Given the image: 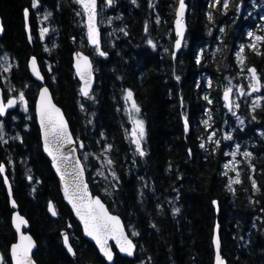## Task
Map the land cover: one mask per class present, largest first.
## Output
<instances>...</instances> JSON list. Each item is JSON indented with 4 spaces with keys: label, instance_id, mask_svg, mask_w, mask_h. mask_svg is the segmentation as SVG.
I'll use <instances>...</instances> for the list:
<instances>
[{
    "label": "trees",
    "instance_id": "1",
    "mask_svg": "<svg viewBox=\"0 0 264 264\" xmlns=\"http://www.w3.org/2000/svg\"><path fill=\"white\" fill-rule=\"evenodd\" d=\"M227 2L225 9L224 0L215 5L214 0H187V34L173 58L179 0H114L112 6L99 0V20H109L108 29L113 28L107 38L100 24L105 56L89 46L84 13L75 0H0L5 27L0 54L12 59L7 80L14 92L6 91L1 77L0 84L5 98L24 92L30 104L28 112L0 118V166H6L14 198L31 224L38 264L107 263L83 238L43 153L33 107L41 84L27 69L32 56L81 141V158L85 153L97 158L86 170L91 191L123 219L137 244L133 259L116 254L114 264H214L217 222L228 264H264V100L256 106L239 101L235 117L223 99L231 85L249 88V68L263 85L264 39L255 38H264V0ZM25 11L30 12L31 43ZM75 49L94 63L96 84L88 102L73 68ZM128 91L140 110L137 117L128 110ZM139 119L142 137L135 130ZM134 131L144 155L134 144ZM234 148L240 183L230 190ZM95 169L101 174L95 176ZM51 202L56 216L49 212ZM11 215L0 173V264H12ZM69 227L74 258L61 238Z\"/></svg>",
    "mask_w": 264,
    "mask_h": 264
},
{
    "label": "water",
    "instance_id": "2",
    "mask_svg": "<svg viewBox=\"0 0 264 264\" xmlns=\"http://www.w3.org/2000/svg\"><path fill=\"white\" fill-rule=\"evenodd\" d=\"M75 1L77 2V0H75ZM106 3L108 5L112 6L114 4V0H111V3H109L108 0H106ZM77 4L79 5V7L82 9V11L84 13V24L86 27V35H87L88 44L92 48H97L88 39V23H89L88 14L84 11V8L80 3L77 2ZM179 11H180V0H179L177 9H176L175 20H174V34L176 36V41L174 43V48H173V51H174L173 58H176L177 54L181 51V49L184 45L186 34H187V14L189 11L187 0H184V10H183V16L182 17L178 16ZM24 19H25V30H26V33L28 35L29 42L31 43L32 42V35H31V28H30V24H29V20H30V12L29 11H27V16L24 14ZM178 19H181V29L180 30L182 32V35H180V36L177 35V32H178L177 20ZM94 24H95L96 31L99 34V51H98V54L100 51H102L104 53V51L102 49V31H101L100 25H99V0H96ZM4 33H5V27H4V23H3V18H2L1 13H0V37H2L4 35ZM177 40H180L179 49L176 48ZM72 42L74 43V40ZM99 56H101V55L99 54ZM103 56H105V55H103ZM79 57H86L89 64L91 65V68H90V73H91V75H90V87L88 89V96H84L81 93V89L85 87V81L83 79H81V76L77 72V63L79 61ZM33 60H35V66H33V63H32ZM79 62L81 64V67H83L82 61H79ZM73 68H74L75 75H76L78 81L80 82V94L86 100V102H88L89 97H90V95H91V93L95 87V84H96V73L94 71V64H93L91 56L88 55L87 53H85L84 51L80 50V49H75L74 53H73ZM28 71H29L30 76L36 82L41 84V86L38 90L36 100H35L34 109H35L36 122H37V125L39 128V131H40L42 150H43L44 155L51 162V167H52L54 174L56 175L58 182H59L60 192H61L63 201L69 207V209L71 210L75 220L81 226L83 238L87 239L89 242H91L96 247L100 256L105 260V262L107 264H114L116 254H119L121 257L133 259L137 253V250H138L137 244L134 241V239L129 235L123 219L118 214L111 212L110 209L108 208L107 204L101 199V197L98 195H94L93 192L91 191L90 184H89L88 178H87L86 167H85V165H84V163L80 157V154H79V145L81 144V141L74 137L73 132H72L71 127H70V124H69V121L66 117V114H65L63 108L56 103V101L53 97L52 91L46 83V78H45L44 73L40 67V64H39L37 58L34 56H32L28 61ZM256 74H257V77L259 78V80L261 82V89H262V81H261V78L258 75L257 71H256ZM250 78H251V83H252L253 81H252L251 73H250ZM45 88L47 89L48 97L51 100V104L60 110V114L63 116V119L67 124V131L73 140V143H71V144L62 142V146H60L59 151H57V145H56V143L53 142L54 138L49 136L48 148H49V151H51L54 155H56L57 159L55 161L53 160V156L49 155V151L45 150V136H44L45 129L42 128V126H41L40 115H39L40 106H41V92ZM250 93L255 94L257 92H251V88H250ZM223 99H224V94H223ZM8 100H15L16 103L12 107H7V101ZM133 101H134V99L132 97V100H130V102L133 103ZM224 102L229 109L232 108V106H233V92H232L230 101H225V99H224ZM0 103H3L5 106V111L2 115H0V118L6 119L10 112H13L14 110H16V108L19 106V103H21L24 107H27L29 104V101L26 97H23V100H19L17 97H14V96L9 97L8 99H5L4 91H3V88L1 87V84H0ZM186 132H189V126L188 125H187ZM133 139H134V141L139 140L140 148L143 151V146H142V142H141L139 135L136 134L135 136H133ZM134 144L137 147V144L135 142H134ZM72 149H75V151H71ZM65 155L68 157V159L66 161L61 159V157L65 156ZM77 161H79V164L76 163ZM2 166L4 168V171L1 173L2 179H3L5 189L7 191L8 198H9V205H10V208L12 210L11 226H12V229H13L15 235H16L15 241L10 245V248H9V255H10L11 263L15 264V261H14L13 255H12V248L14 245H17L21 242L20 237L23 235V236L30 237L32 244H33V247L31 248V252L29 254L31 264H38V262L36 261L35 256H34L35 252L37 251V248H38V243H37L34 235L31 232V224H30L28 218L21 213L19 205L14 198L12 184H11L9 177L7 176V168L5 165H2ZM58 167H59L60 171H57ZM81 167L83 168V175L80 179H82L83 183L87 185V191H88L89 196L92 198H98L101 201V203L104 205V207L107 210V212L109 213V215H112V216L119 218L120 223L123 227L124 235L128 238V240H130L132 242V245H133L132 255H128L127 252H122L120 250V246L116 243L115 239H108L107 240V248L110 250L111 255H112V259L109 260L104 255V253L101 252L100 246L96 243V241L93 240L90 236L85 234L83 221L80 219L79 216H77L76 210L73 208L72 203H69V198L66 197V195H65L66 185L69 186V192H71L73 182L75 179H77V177L75 176V174L73 172V169L75 168L77 171H79V169ZM215 207H216V211L218 213L219 212V206H218L217 201H215ZM49 212L53 216L57 215L55 205L53 202H51L49 205ZM53 212H55V214H53ZM16 217H20L26 222V223L19 225V231H17V224L19 223V221L16 220ZM70 230H71V227H69L68 230H63L61 232V238H62V244H63L64 249L67 251V253L72 258H74L76 255V251H75L74 245L72 243L71 235L69 232ZM65 236H67V238H68V245L67 246L65 245ZM217 240L219 241V249H217V247H216V241ZM76 242H77V244L80 243L78 239ZM212 242H213V248H214V264H218L217 255H219V257H220L219 264H228V262L226 261V259L223 258V255H222V242H221L220 228H219L218 222L216 223V225L214 227ZM69 246L72 249L71 252H69V250H68Z\"/></svg>",
    "mask_w": 264,
    "mask_h": 264
},
{
    "label": "snow or ice",
    "instance_id": "3",
    "mask_svg": "<svg viewBox=\"0 0 264 264\" xmlns=\"http://www.w3.org/2000/svg\"><path fill=\"white\" fill-rule=\"evenodd\" d=\"M80 3L84 11L88 14V39L89 41L97 47V51H99V34L96 31L94 20H95V7H96V0H77ZM111 3V0H108ZM220 0H214V5L219 4ZM35 3L33 7H35ZM223 7L225 9L228 8L227 0H224ZM184 10V0H180V11L178 13L179 17L183 16ZM27 16V11L25 12ZM211 18V17H210ZM177 35H182L181 32V19L177 20ZM44 31H47L46 29ZM43 34V33H42ZM252 34L249 33V36ZM257 41H260L264 38L256 37ZM151 43V41H149ZM180 47V40L176 42V48L179 49ZM250 47L255 50V43L250 45ZM241 52L244 51L243 47L240 50ZM101 56L105 55L102 51L99 52ZM259 54V53H258ZM238 60H240L241 64H243V57L238 54ZM79 61H82L83 67ZM79 61L77 63V72L81 76V79L85 81V87L81 89V93L84 96H88V89L90 87V68L91 65L89 64L86 57H79ZM199 62V61H198ZM33 66H35V60H33ZM7 70V69H6ZM248 72L251 73L252 83H250L249 87L251 88V92H259L261 90V82L257 77L256 70L254 68H249ZM179 79V77H177ZM241 95H251V93H245L243 89L240 90ZM132 92L128 91L126 95L127 100H132ZM232 95V88L229 87L226 89L224 93L225 101H230ZM20 99L23 100V93L20 94ZM16 103L15 100H8L7 107H12ZM211 103V101H209ZM239 107V105H236ZM254 106H256V102H254ZM132 108L135 112H139V108L135 105V102L132 103ZM5 111V106L3 103H0V115H2ZM40 122L42 128L45 129L44 136H45V150L49 151L48 143H49V136L54 138V143L57 145V151H59V147L62 146V142L71 144L73 140L67 131V124L63 119V116L60 114V110L56 108L54 105L51 104V100L48 97L47 89L45 88L41 92V106H40ZM136 126L139 129V135L143 136V122L136 121ZM187 130V125H186ZM135 131L133 132V136H135ZM211 138V137H210ZM209 138V139H210ZM137 144V151L140 152V155H144V152L140 148L139 140L134 141ZM110 147V146H109ZM201 147H204L201 144ZM71 151H75L72 149ZM49 155L53 156V160L57 159L56 155H54L51 151H49ZM245 155H250L245 153ZM62 160L66 161L68 157L62 156ZM85 159L87 157L85 156ZM79 164V161L76 162ZM108 163L111 164L112 161L108 160ZM4 171L3 166H0V173ZM57 171H60L59 167ZM73 172L77 179L74 180L72 185V191L69 192V186L66 185L65 187V195L69 198V203H72L73 208L76 210L77 216L83 221L85 234L90 236L96 243L100 246L101 252L111 260L112 255L110 250L107 248V240L108 239H115L116 243L120 246V250L122 252H127L128 255H132L133 245L130 240L124 235L123 227L120 223L118 217L109 215L107 210L105 209L104 205L98 198H92L89 196L87 191V185L83 183V180L80 179L83 175V168L81 167L79 171L75 168ZM99 174V173H98ZM232 183H240L239 173L236 174V178L231 181L229 184V188L231 190ZM253 187H255V181H253ZM178 212L179 209H176ZM55 214V212H53ZM16 220L19 221L17 224V231H19V225L26 223L22 218L16 217ZM136 233H133L135 235ZM21 242L17 245H14L12 248V255L15 261V264H31L30 260V252L31 248L33 247L31 238L28 236H21ZM65 245H68V238L65 236ZM216 247L219 249V241H216ZM69 252L72 251L71 247H68ZM218 264L220 262V257L217 255Z\"/></svg>",
    "mask_w": 264,
    "mask_h": 264
},
{
    "label": "rangeland",
    "instance_id": "4",
    "mask_svg": "<svg viewBox=\"0 0 264 264\" xmlns=\"http://www.w3.org/2000/svg\"><path fill=\"white\" fill-rule=\"evenodd\" d=\"M40 16V15H39ZM47 19V18H46ZM41 21V20H40ZM99 24H101L102 25V27H104V29H105V27H106V36H107V38H109L110 37V35H111V33H110V30H113V28L111 27L110 28V30L108 29L109 27H110V21L109 20H103L102 22L100 21L99 22ZM100 25V26H101ZM9 57V58H8ZM11 58H10V56L8 55V54H6V53H3V54H0V77H1V79H2V81L6 84V81H7V84H6V87H7V89H8V92H10V93H13L14 92V88L12 87V86H10L9 84H8V80H6V79H8L7 77V75H8V72L10 71V69L12 68V66H13V63H12V59L10 60ZM7 60V61H6ZM12 63V64H11ZM11 65V66H10ZM6 69H9V70H7L6 71ZM2 72V73H1ZM7 74V75H6ZM3 75V76H2ZM6 76V77H5ZM5 77V78H4ZM248 77H249V80H250V83H251V78H250V75L248 74ZM8 85V86H7ZM262 86H264V82H263V85ZM229 87H231L232 88V91H233V93H234V96H235V98L233 99V104L235 105L234 107L235 108H233V109H229V110H233L232 111V114L233 115H235V117L237 116H239V112H238V107L236 106L237 105V103L239 102V101H244V102H252L253 104H254V102H256V103H260V102H262L263 100H264V96H263V94L261 93V91H259V92H257V93H255V94H251L250 95V98L249 99H246V97L247 96H249V95H241L240 94V90L242 89V88H238L237 90H234L233 89V86L231 85V86H229ZM228 87V88H229ZM12 89V90H11ZM244 90V89H243ZM244 92L245 93H250V87L247 89V90H244ZM138 107V106H137ZM20 110H22V111H24V112H28L27 111V109L26 108H24L23 106H20ZM20 110H18V111H20ZM129 112L134 116V117H137V114L139 113H137V112H135L134 110H133V108H132V104H131V106L129 107ZM136 121H142L141 119H139V120H135V130H136V132H138L139 131V129L137 128V126H136ZM0 125H2V124H0ZM3 127V126H2ZM10 135H12V134H10ZM12 136H14V135H12ZM80 154V153H79ZM239 155V150H238V148H234L233 149V151L230 153V164H229V166H230V168L229 169H231V171H233V174H232V176H233V178H236V174L238 173L237 171H238V169H237V161H236V157ZM85 156L87 157V159H85ZM81 157V156H80ZM82 159V158H81ZM97 160V158H95L92 154H86L85 153V155H84V161H83V159H82V161H83V163H84V165H85V167H86V170L88 169H91V166L89 165V164H91V161L92 162H95ZM88 162H89V164H88ZM93 173H94V175L96 176V174L97 173H100L101 174V170H94L93 171Z\"/></svg>",
    "mask_w": 264,
    "mask_h": 264
},
{
    "label": "flooded vegetation",
    "instance_id": "5",
    "mask_svg": "<svg viewBox=\"0 0 264 264\" xmlns=\"http://www.w3.org/2000/svg\"><path fill=\"white\" fill-rule=\"evenodd\" d=\"M38 90H39V89H38ZM21 93H23V97H26L24 92H21ZM21 93H18V94H12V95H10L9 97L14 96V97H17L19 100H21V99H20V94H21ZM37 94H38V93H37ZM4 97H5V96H4ZM9 97H8V98H9ZM8 98H6V99H8ZM26 98H27V97H26ZM20 105H21V104L19 103V106L16 108L17 111L21 109V108H20ZM23 107H24V106H23ZM28 107H29V104H28ZM28 107H24V108H28ZM14 111H15V110H14ZM34 112H35V109H34Z\"/></svg>",
    "mask_w": 264,
    "mask_h": 264
},
{
    "label": "bare ground",
    "instance_id": "6",
    "mask_svg": "<svg viewBox=\"0 0 264 264\" xmlns=\"http://www.w3.org/2000/svg\"><path fill=\"white\" fill-rule=\"evenodd\" d=\"M100 13V12H99ZM100 18V17H99ZM100 21V20H99ZM188 27V26H187ZM31 28V27H30ZM9 58V57H8ZM11 60V59H10ZM7 61V60H6ZM12 64V63H11ZM94 64V63H93ZM11 66V65H10ZM28 66V65H27ZM14 68V67H13ZM28 69V68H27ZM7 70H9V69H7ZM6 70V71H7ZM2 73V72H1ZM7 75V74H6ZM3 76V75H2ZM6 77V76H5ZM4 77V78H5ZM7 80V79H6ZM5 84V83H4ZM6 84H7V81H6ZM8 86V85H7ZM4 87V86H3ZM80 88V87H79ZM12 90V89H11ZM17 90V89H16ZM23 90V89H22ZM6 91H7V88H6ZM19 91V90H18ZM24 91V90H23ZM21 93V92H20ZM234 97V96H233ZM20 106H22V105H20ZM29 106H30V104H29ZM28 107V106H27ZM34 107V106H33ZM29 110V109H28ZM22 111V110H21ZM20 113V112H19ZM14 114V113H13ZM35 114V113H34ZM15 117V116H14ZM16 117H18V116H16ZM16 119V118H15ZM1 123V122H0ZM3 125V124H2ZM189 125V124H188Z\"/></svg>",
    "mask_w": 264,
    "mask_h": 264
}]
</instances>
